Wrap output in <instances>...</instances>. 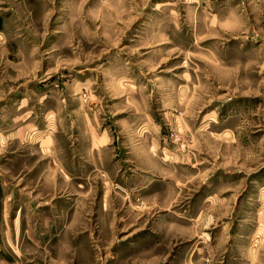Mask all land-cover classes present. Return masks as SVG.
<instances>
[{
  "label": "rangeland",
  "instance_id": "1",
  "mask_svg": "<svg viewBox=\"0 0 264 264\" xmlns=\"http://www.w3.org/2000/svg\"><path fill=\"white\" fill-rule=\"evenodd\" d=\"M0 264H264V0H0Z\"/></svg>",
  "mask_w": 264,
  "mask_h": 264
}]
</instances>
